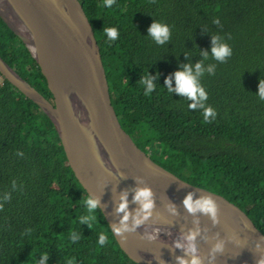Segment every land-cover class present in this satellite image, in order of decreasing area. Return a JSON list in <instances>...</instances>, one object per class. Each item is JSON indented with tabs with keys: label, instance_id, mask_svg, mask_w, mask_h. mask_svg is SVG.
<instances>
[{
	"label": "trees",
	"instance_id": "16d2710c",
	"mask_svg": "<svg viewBox=\"0 0 264 264\" xmlns=\"http://www.w3.org/2000/svg\"><path fill=\"white\" fill-rule=\"evenodd\" d=\"M78 1L125 132L154 162L235 205L264 234V100L258 95L264 0H113L111 7L104 0ZM154 20L169 28L163 44L148 36ZM105 27L117 29L115 40L107 39ZM213 36L231 48L223 61L212 57ZM0 57L54 105L39 65L1 18ZM198 62L205 69L204 106L214 110L207 120L202 108H189L195 101L168 93L165 85L184 65ZM209 65L215 66L212 74ZM146 74L155 85L148 95L139 82ZM0 78V264H35L41 255L48 256L46 264H137L99 208L90 224L80 223L87 193L53 125ZM101 232L103 245L97 243Z\"/></svg>",
	"mask_w": 264,
	"mask_h": 264
},
{
	"label": "water",
	"instance_id": "95a60500",
	"mask_svg": "<svg viewBox=\"0 0 264 264\" xmlns=\"http://www.w3.org/2000/svg\"><path fill=\"white\" fill-rule=\"evenodd\" d=\"M0 18L24 43L46 78L54 105L22 79L1 57L0 74L32 100L53 125L67 163L87 195L98 200L112 234L137 264H179L191 255L177 243H193L200 264H258L264 261V234L238 207L184 182L141 150L122 127L115 109L99 45L78 0H0ZM139 188L151 191L150 214L133 199ZM209 198L215 220L183 204ZM126 197L129 230L116 233ZM220 244L219 250L215 246Z\"/></svg>",
	"mask_w": 264,
	"mask_h": 264
},
{
	"label": "clouds",
	"instance_id": "9594fccd",
	"mask_svg": "<svg viewBox=\"0 0 264 264\" xmlns=\"http://www.w3.org/2000/svg\"><path fill=\"white\" fill-rule=\"evenodd\" d=\"M106 7H111L113 0H104ZM218 23V21H214ZM148 36H150L157 44H163L169 39V28L166 24H162L157 21L153 23L148 28ZM103 32L106 34L108 40H115L118 36V31L115 27H105ZM211 54L213 59L217 61H223L227 56L231 55V48L227 43L218 42V38L213 36V46L211 48ZM207 57L208 53H204ZM215 70L214 65H209L206 71L209 74H212ZM205 69L202 68L201 63H196L195 65H184L181 70H177L171 79L175 81V87L171 86V79L165 80V85L167 86L168 93L176 92L181 95L188 97L189 99L195 101V103L189 104V108H202L204 119L207 120L210 115H214V110L209 106H204V101L207 98V93L200 83V77L203 74ZM140 84L143 86V92L145 95L152 93L155 89L153 84V77L146 74L140 79ZM259 98L264 100V79L259 82ZM14 183V182H13ZM151 191L148 188H139L133 197L140 205L139 212L143 215L138 217H133V225L140 224L147 216L150 214V209L152 207ZM8 196L5 195L4 199H7ZM183 204L189 212H195L197 210L209 214L213 220L216 217V205L213 200L205 197L193 201L191 194H189L183 201ZM84 206L86 213L79 217L81 224L87 223L90 224L92 220L95 219L94 212L98 208V200L87 195L84 198ZM127 201L126 197H121V203L118 206L117 211L124 213L123 218L120 221L119 227L113 229L114 232L119 233L121 231L129 230V225L126 221L129 218V214L126 210ZM73 240L77 239L75 234L71 237ZM195 239V233H189L186 237L187 244L181 245L180 243L176 244V247H183L185 252L191 255L190 260H185L184 257H177L179 264H200L199 257L195 255L196 247L193 243ZM106 240L105 233L101 232L98 235L97 243L103 245ZM221 247L220 244L215 246L216 250H219ZM48 259L47 255H41L35 261V264H46ZM258 264H264V261H259Z\"/></svg>",
	"mask_w": 264,
	"mask_h": 264
},
{
	"label": "rangeland",
	"instance_id": "374dc122",
	"mask_svg": "<svg viewBox=\"0 0 264 264\" xmlns=\"http://www.w3.org/2000/svg\"><path fill=\"white\" fill-rule=\"evenodd\" d=\"M0 81H2V79L0 78ZM154 157H155V155H154Z\"/></svg>",
	"mask_w": 264,
	"mask_h": 264
}]
</instances>
